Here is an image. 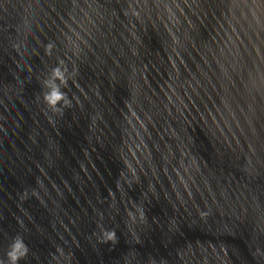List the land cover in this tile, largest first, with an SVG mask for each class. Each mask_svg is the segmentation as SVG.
<instances>
[{"label":"water","instance_id":"1","mask_svg":"<svg viewBox=\"0 0 264 264\" xmlns=\"http://www.w3.org/2000/svg\"><path fill=\"white\" fill-rule=\"evenodd\" d=\"M17 238V264H264V0H0V264Z\"/></svg>","mask_w":264,"mask_h":264},{"label":"clouds","instance_id":"2","mask_svg":"<svg viewBox=\"0 0 264 264\" xmlns=\"http://www.w3.org/2000/svg\"><path fill=\"white\" fill-rule=\"evenodd\" d=\"M52 76H53L52 84L48 85L49 91L44 94V101L45 103L53 106L54 108L57 105H60L61 101H64V105L61 106H65L70 102L67 101L65 93L60 90L59 84L57 83V80H59L60 83L66 84L64 73L61 71L59 67H57L53 69ZM105 238L107 240H114L115 233L114 232L106 233ZM27 253H28V248L27 245L24 243L23 239L22 238L14 239L12 245L10 246V251L7 254L10 264H17L18 260L26 256Z\"/></svg>","mask_w":264,"mask_h":264}]
</instances>
